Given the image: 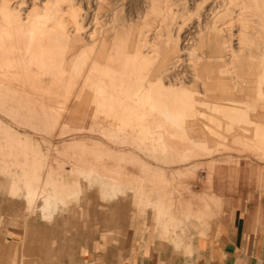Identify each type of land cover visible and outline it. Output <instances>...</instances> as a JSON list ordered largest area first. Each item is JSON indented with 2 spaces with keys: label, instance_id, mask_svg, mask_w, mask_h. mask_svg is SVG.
<instances>
[{
  "label": "rangeland",
  "instance_id": "obj_1",
  "mask_svg": "<svg viewBox=\"0 0 264 264\" xmlns=\"http://www.w3.org/2000/svg\"><path fill=\"white\" fill-rule=\"evenodd\" d=\"M47 1L51 0H0V6L11 9L0 11V264L22 259L2 254V247L20 249L35 231L49 242L53 218L45 220L40 212V222L36 208L32 209L34 196L40 195H52L48 203L57 209H51L53 214L65 212L67 204L78 206L72 223L53 243L55 264H122L120 254L129 247L131 253L150 250L168 253L169 259L185 257L190 264L195 257L206 262V253L221 247L238 215L246 222L247 241L264 247V139L250 142L241 132L264 117L257 119L256 109H250L255 120L241 124L231 117L220 118L219 107L211 109L215 97L218 104L222 98H259L257 81L264 75V0H70L61 2L62 11L56 15L64 27L49 19L54 11L43 10ZM127 37L138 41L141 53L150 52L145 65L135 64L129 54L135 50L127 46ZM101 44L106 47L104 61L96 57ZM21 61L37 64L41 72L25 73L33 67L24 66L14 77L11 70ZM173 91L186 94L183 98L192 95V107L200 117L193 123L200 126L191 125L190 119L184 124L172 122L145 103L141 112L146 119L136 114L142 96H153L155 101L164 97V103L177 106ZM223 102L224 110L230 109L233 116L243 108V104ZM190 110L182 109L179 115ZM211 114L219 117L215 123L220 125L212 126ZM139 122L148 125L149 135L157 138L165 131V140L189 148L176 154L163 152L161 142L139 143L134 134ZM234 131L243 136L241 141L231 135ZM201 138L219 141L205 144V150L200 146L202 152L226 151L227 155L218 152L214 161L189 156V151H199V145L187 142ZM72 158L75 164L68 161ZM245 162L248 171L238 175ZM66 181L73 186L65 191L61 185ZM151 184L171 194L176 207L173 221L165 215L156 218L152 204H145ZM186 208L191 215L186 216ZM105 248L116 249L111 261L99 258Z\"/></svg>",
  "mask_w": 264,
  "mask_h": 264
},
{
  "label": "crops",
  "instance_id": "obj_2",
  "mask_svg": "<svg viewBox=\"0 0 264 264\" xmlns=\"http://www.w3.org/2000/svg\"><path fill=\"white\" fill-rule=\"evenodd\" d=\"M19 72H23V70L21 71L20 69ZM26 72L32 73L33 71L30 72L29 70H27ZM252 119L255 120V118H252ZM162 125H164V123ZM147 127L148 125H146L143 122H139V124L136 125L135 128H138V130H135L134 134L135 133L137 134V135L135 134V136H138L137 141L139 143L152 144V143H159L161 141V144H163V149H162L163 152L168 151L169 149V151H173L176 154H183L185 153V151L181 149L189 148L186 145H184V147L183 146L179 147L175 145V143L173 146L171 144L172 142H169L164 139L163 134L166 133L165 131H163L164 133L161 131L162 132L161 135H158L159 137L157 138L156 136L154 137L153 135H149L150 133ZM131 132L133 133V131ZM171 132L172 131H169V130L167 131V133H171ZM234 133L236 132L234 131ZM220 135H221V132H219L218 136ZM232 136L236 138V141H241V138L243 137L240 135L239 136L232 135ZM191 140H189L187 143L188 144L197 143L199 145V151H189L190 152L189 156L193 158L207 156L209 159L214 161V159H216L215 157L217 156L218 152H221L220 153L221 155H227L226 151L202 152L201 151L202 149L200 146H202L205 150L204 145L210 142V141L208 142L207 139L201 138L198 140H194V139L192 141ZM211 142L215 143L217 141H211ZM175 147H177V149H175ZM247 159H250V158H247ZM71 160H73V158L68 161L72 162V164H75L74 163L75 161L73 162ZM195 161L196 160H194V162H191V164H195ZM204 162H205L204 164H206V160H204ZM76 163H78L82 167V163H79V162H76ZM238 170H239V172L237 173L238 175H240L241 172L244 174V172L248 171L247 164L245 165V167L243 164L241 168H239ZM121 173L126 174V172L123 173L122 170H121ZM67 174L68 173L66 172V175ZM136 174L139 175V173H136ZM248 184L249 186L251 185V183H248ZM256 184H257L256 187L261 186V184L259 183H256ZM61 186H65V191H66V189L69 190L70 188H72L73 185L69 184V182L66 181V184H63ZM160 190L162 189H160L159 184L149 185V187H147V191L152 192V193L146 194L145 204H148V202L152 204V208H153L156 218H159V216L165 215L168 219L173 221L174 214L176 213V209H175L176 207L174 206L171 194L167 192L162 193ZM155 191L157 192L155 193ZM77 208L78 206L72 205L71 203V204H67L65 212L53 214L52 216L53 219L50 221V225H49V229L51 233L49 242L47 241L43 242L42 237L41 238L38 237V235L35 234L36 233L35 231V233L32 234L31 238L27 239L28 240L27 243H25V241L22 243V244L25 243L26 244L25 246L20 247L19 249L15 247L11 248L8 244L4 245L2 247V252H3L2 254H9V255H16L19 257H23L22 259H19L16 262L12 260L10 264H55V260L51 258V255L53 254V252L57 250V246H54L53 243L59 239L60 233L66 228V226L72 223L73 213H75L78 210ZM34 212L38 214L39 221L41 222L42 217H41L40 212L38 210H34ZM190 212H191V209H189L188 211V208H186V216L191 215ZM197 213L199 215H202L201 211ZM235 224L236 226H233L231 228V231L228 233L227 237L224 239L221 247L218 249H214V251L210 254L206 253L207 255H209V257H207L206 259V262H203L201 261V259H197L195 257L192 264H264V247L260 244L254 245L253 243H249L247 241L246 239L247 226H246V222L243 219V217L238 215L236 218ZM203 232H204L203 230H200V233H203ZM127 246L129 247V245ZM115 251L116 249L105 248L104 253L99 252V258H101V260L105 262L111 261L112 258H114V256L117 255ZM122 252L120 254V261L122 264H190V262H188L189 260L186 259L185 257H176L173 259H169L168 253L162 254V253H159V252L157 253V252L150 251V250H135L134 252L131 253L130 247L124 248ZM43 256H44V261H43ZM200 256H202V253ZM1 264H7L6 260H3Z\"/></svg>",
  "mask_w": 264,
  "mask_h": 264
},
{
  "label": "bare ground",
  "instance_id": "obj_3",
  "mask_svg": "<svg viewBox=\"0 0 264 264\" xmlns=\"http://www.w3.org/2000/svg\"><path fill=\"white\" fill-rule=\"evenodd\" d=\"M63 1H70V0H51L50 2L49 1H47L46 3H47V5H44L45 6V8L43 9L44 11H54V13H53V15L52 16H50V18L49 19H52V22L55 20V22H57L56 23V26H61L62 25V21H60V19L59 20H56V18H58V16H56L57 15V12L58 11H62V8H61V6H60V4H61V2H63ZM254 2H257L256 0H253ZM76 2H78V1H76ZM19 3V2H18ZM21 4V3H20ZM6 5V4H5ZM8 6V5H7ZM7 6H5V7H3L2 5L0 6V11H1V8H2V11H11V9H9V8H7ZM69 8H71L72 6H74V5H72L71 3L69 4ZM46 7H48V9L46 8ZM78 8V7H77ZM76 10L77 9H75V8H73L72 9V17H73V20H74V23L76 24V18H75V15H76ZM34 11H39L38 9L37 10H34ZM28 13V12H27ZM36 13V12H35ZM48 14H49V12H47ZM46 14V13H45ZM33 15H34V13H33ZM55 15V16H54ZM66 15H68V14H66ZM1 16V15H0ZM28 16V15H27ZM31 16V15H30ZM24 17H25V14H24ZM44 17V16H43ZM64 18V17H63ZM18 19V18H17ZM25 19V18H24ZM28 19H29V17H28ZM12 20H14V19H12ZM21 21V20H20ZM26 21V20H25ZM27 21H30V19L29 20H27ZM25 22L26 24L28 23V22ZM37 21V20H36ZM64 21H67V20H64ZM253 22V21H252ZM255 22V21H254ZM24 23V21H22V24ZM25 23H24V25H25ZM43 23H45L46 24V22H43ZM42 23V24H43ZM68 23V22H67ZM17 24H20V22L19 23H17ZM69 24V23H68ZM16 25V24H15ZM18 26V25H17ZM23 26V25H22ZM46 26H48V25H46ZM67 26V25H66ZM117 26L118 25H116L115 26V29L113 30V36H115V34H116V31H117ZM50 27V26H49ZM53 27H55V26H53ZM62 27H64L63 25H62ZM23 28V27H22ZM43 28H45V27H43ZM50 29V28H49ZM59 29V28H58ZM216 29V28H215ZM53 30V29H52ZM66 30V29H65ZM77 30V29H76ZM253 30V29H252ZM67 31V30H66ZM121 32H124V31H120V34H121ZM63 34V33H62ZM75 35V34H74ZM76 35H77V33H76ZM126 35V34H125ZM125 35H123V36H125ZM225 35V34H224ZM19 36V35H18ZM21 36V35H20ZM23 37V36H22ZM75 37V36H74ZM77 37V36H76ZM98 38V37H97ZM24 39H27V37L25 38L24 37ZM23 39V40H24ZM251 39V38H250ZM12 40V39H11ZM15 40V39H14ZM13 40V41H14ZM19 40H20V38H19ZM99 40V39H98ZM127 42V46L128 47H130L132 50H135V51H131V53H129V54H131V55H134V61H135V64L136 65H145V59H147V60H149L148 58H151V57H149V55H148V53H150V52H143V53H141L140 51H138V49L140 48L139 47V45H138V41L136 42V41H134L133 39H128V37H127V39H125ZM12 41V42H13ZM28 41V40H27ZM141 42V41H140ZM15 43H16V41H15ZM238 43V42H237ZM260 43H261V41H260ZM12 44V43H11ZM68 44V43H67ZM14 45V44H13ZM83 45V44H82ZM82 45H78V46H76L77 48L79 47H82ZM124 45V44H123ZM39 46V45H38ZM120 46V45H119ZM10 47V46H9ZM96 47V46H95ZM108 48V47H107ZM14 50V49H13ZM104 50V51H103ZM105 50H106V47L103 45V44H101L100 45V49H99V51H98V54L96 55V57L97 56H99V58H100V56H101V60L102 61H104L103 60V57L105 56ZM239 50V49H238ZM237 50V51H238ZM244 50V49H243ZM9 51H10V54H12L13 55V53H11V50L9 49ZM24 51V50H23ZM22 51V52H23ZM15 52V51H14ZM16 52H18V51H16ZM21 52V51H20ZM25 52V51H24ZM23 52V53H24ZM86 52V51H85ZM94 52V51H93ZM28 53V52H27ZM152 53V52H151ZM228 53V52H227ZM87 55H89L88 53H86ZM93 54V53H92ZM92 54H91V56H92ZM126 54H128L127 53V51H126ZM165 54V53H164ZM16 56H17V54H15ZM26 55V54H25ZM30 55V54H29ZM85 55V54H84ZM83 55V56H84ZM168 55V54H167ZM230 55V54H229ZM15 56V57H16ZM123 56V55H122ZM151 56V55H150ZM203 56V55H202ZM31 57H32V55H31ZM87 57V56H86ZM89 57V56H88ZM204 57H208V52L206 51V52H204ZM24 57H22V59H23ZM38 58V57H37ZM36 58V59H37ZM12 59V58H11ZM14 59V58H13ZM91 59V58H90ZM88 60H89V58H88ZM161 62L163 63L165 60H166V55H163V53H162V55H161ZM200 60V59H199ZM198 60V61H199ZM15 61V60H14ZM87 61V60H86ZM108 61V60H107ZM88 62V61H87ZM86 62V63H87ZM129 61H128V59L126 60V63H128ZM204 62V61H203ZM89 63H90V61H89ZM88 63V64H89ZM112 63V62H111ZM230 63V62H229ZM3 64V63H2ZM19 64V63H18ZM117 64V63H116ZM24 66H30V67H33V68H30L31 70H29L30 72H32V71H36V72H38V71H40L41 72V68L40 67H38V65L36 64H30V65H27L24 61L22 62L21 61V63L19 64V65H17V67H16V69H13L12 68V75L15 77V75H18V73H19V71H20V69H22ZM224 66H226V65H224ZM228 66V65H227ZM231 67V66H230ZM136 68H140V67H136ZM143 68H144V70H146L147 69V67L146 66H143ZM1 70V69H0ZM231 70V69H230ZM22 71V70H21ZM229 71V70H228ZM46 72H48V71H46ZM27 73V72H26ZM49 74H51L50 72H48ZM133 74H135V75H139L138 74V72H132ZM2 74V73H1ZM5 74V73H4ZM28 74H30V73H28ZM4 76V75H3ZM170 76V75H169ZM46 77H47V75H46ZM2 78V77H1ZM40 78L41 79H45V76H44V74L43 73H41L40 74ZM48 78V77H47ZM80 78V77H79ZM4 79V78H3ZM151 81V80H150ZM149 81V82H150ZM148 82V83H149ZM150 84V83H149ZM153 84V83H152ZM23 85V84H22ZM233 85V84H232ZM16 87V86H15ZM150 88L151 89H154V87L151 85L150 86ZM164 88V91H168V89L169 88H165V87H163ZM158 89V88H157ZM156 89V90H157ZM126 90V89H125ZM159 90V89H158ZM171 90V89H170ZM173 90H175V89H173ZM249 90V89H248ZM183 91V90H182ZM181 91V92H182ZM156 92H158V91H156ZM160 92H162V91H160ZM171 92H172V90H171ZM173 92H175V91H173ZM256 92H257V95H258V99H255V100H250L249 101V98H248V100H241V99H239V100H228V99H226V100H224L223 98L222 99H219V100H223V101H227L228 103H229V101H230V103L231 102H234V103H236L237 104V106H239L240 104L242 105L243 104V108H241V109H239V111L237 110V112H240V114L238 115V113H237V115H234L233 116V114L231 113V111H230V109H228L227 107L228 106H226V111L224 110L225 109V107H224V105H221V104H225L226 105V102H221V103H219L218 104V102H216L214 99L216 98H213V99H211V103H212V108L211 109H214L213 107H219V108H217L218 109V111L220 112V118H222V119H225V116H227V117H231L230 119L231 120H238L241 124H243V122H246V124H248V125H250V123H253L252 122V116H250V114H249V112H251L250 111V109H252L253 111L255 110L256 112H254V114H255V116L257 117V119H259L260 120V118H263L264 117V75H263V72H262V74H260L259 75V77H258V81H257V87H256ZM122 93V92H121ZM159 93V92H158ZM177 92H175V94H174V96H175V100L177 101V103H176V105L177 106H170L167 102L166 103H164L163 102V98L165 97V96H168V94L166 93V92H162V94L164 95V97H162L161 98V100H159V101H155L154 99H152V97L150 96V98L148 97V96H142V99H143V101L144 102H137V104H138V106H137V108H140V109H138L137 110V115L141 118V119H143V120H145L146 119V114H142V112H141V108H144V104L143 103H145V104H148L149 106H150V109L153 107V108H158V112L157 113H160L159 115H161L163 118H166V119H168V120H170V121H175L176 123H178V124H184V120H188V119H190V120H192V122H191V125H195V126H200V125H198V124H195V123H193V119H195V120H197V121H199L198 119H200V117H199V115H197V113H199V112H197V110H196V108H194V107H192V101H194V99H193V97H191V96H189L190 98H188V97H184L183 98V96H187L186 94H184L183 96H182V94H181V96H179V94H176ZM160 94V93H159ZM236 94V93H235ZM242 95V94H241ZM70 96V95H69ZM121 96V95H120ZM124 96V95H123ZM179 96V98L177 99V97ZM243 96V98H244V95H242ZM247 97H248V95H246ZM154 98V97H153ZM70 99V98H69ZM116 99V98H115ZM119 99H120V97H119ZM71 100V99H70ZM141 100V99H140ZM214 100V101H213ZM67 101V100H66ZM82 101V100H81ZM123 101V100H122ZM138 101V100H137ZM182 101H184V106H183V102ZM113 102V101H112ZM116 103H117V101H116ZM128 103V102H127ZM86 104V103H85ZM97 104V103H96ZM118 104H119V101H118ZM157 104H159V105H162L161 107H157L156 105ZM239 104V105H238ZM100 105V104H99ZM200 105V104H199ZM211 105V104H210ZM102 106H104L103 104H102ZM114 106V105H113ZM119 106V105H118ZM124 106V105H123ZM128 106V105H127ZM179 106V107H178ZM201 106V105H200ZM232 106H233V104H232ZM182 107V108H181ZM74 108V107H73ZM80 108V107H79ZM125 108V107H124ZM160 108H162V110H160ZM181 108V109H180ZM65 109V108H64ZM121 109L124 111V109L121 107ZM130 109V108H129ZM182 109H192V110H190L189 111V113H186L185 111V113L184 114H182V115H179L180 113H179V111L180 110H182ZM87 110V109H86ZM97 110V109H96ZM107 110V109H106ZM126 110V109H125ZM102 111V110H101ZM144 111V110H143ZM181 112H183V111H181ZM85 113V112H84ZM156 113V114H157ZM234 113V112H233ZM88 114V113H87ZM151 114V113H150ZM155 114V115H156ZM89 115V117H90V114H88ZM132 115V114H131ZM61 116H63V115H61ZM93 116V115H92ZM98 116V115H97ZM96 116V117H97ZM106 116V115H105ZM137 116V117H138ZM153 116V115H152ZM236 116V118H240L241 119V121L239 120V119H234V117ZM108 117H110V116H108ZM111 117H113V116H111ZM144 117V118H143ZM211 117H212V119L214 120L213 122H212V126H214V125H220V124H218V123H215L218 119H219V117H216L214 114H211ZM148 118V117H147ZM254 118V117H253ZM118 119V118H117ZM136 119V118H135ZM202 119V118H201ZM101 120V119H100ZM179 120H181V122H178ZM229 121V124H232V121ZM112 121V120H111ZM117 121V120H116ZM140 121V120H139ZM152 121V124H154V125H158L159 123H157V122H155V120H151ZM243 121V122H242ZM1 122V121H0ZM218 122V121H217ZM238 122V123H239ZM92 123V122H91ZM100 123V122H99ZM103 123V122H102ZM109 123V122H108ZM129 123H131V122H129ZM134 123V122H133ZM227 123V122H226ZM128 124V123H127ZM141 124V123H140ZM254 124H256V123H254ZM224 124H222L220 127H222ZM108 126V125H107ZM112 126H113V124H112ZM119 126V125H118ZM135 126V125H134ZM109 127V126H108ZM126 127H127V125H126ZM129 127V126H128ZM133 127V126H132ZM134 128V127H133ZM146 128V127H145ZM129 130V129H128ZM132 130V129H131ZM137 130H138V128H137ZM232 130V129H231ZM83 131V130H82ZM111 131V130H110ZM2 132V131H1ZM80 132H81V130H80ZM112 132V131H111ZM158 132V131H157ZM209 132L210 133H212L213 132V130H209ZM243 134H244V136H247L248 138H249V141L251 142L252 140H254L255 142H257V140H261V139H264V121H262V122H258V124L255 126V127H253L252 129H242V131H241ZM4 133V132H3ZM164 133V132H163ZM214 133H216V135H218L219 134V132H217V131H214ZM232 133V135H234V136H239L237 133H234V132H231ZM74 134H75V132H74ZM79 134V133H78ZM77 134V135H78ZM81 134V133H80ZM136 134V133H135ZM242 134V135H243ZM88 135V134H87ZM126 136H127V134H125ZM137 135V134H136ZM164 135V134H163ZM202 135V134H201ZM83 137L85 136V135H82ZM90 136V135H89ZM92 136V135H91ZM7 137V136H6ZM136 137H138V136H136ZM110 138V137H109ZM86 139H88V138H86ZM93 140V139H92ZM159 141V140H158ZM192 141V140H191ZM102 142V141H101ZM161 142V141H160ZM107 143V142H106ZM201 143V142H200ZM161 144V143H160ZM104 145V144H103ZM107 145V144H106ZM166 145V144H165ZM172 145L174 146V143H172ZM176 145V144H175ZM248 145V144H247ZM91 146V145H90ZM98 146V145H97ZM5 147V146H4ZM22 147V146H21ZM166 147V146H165ZM164 147V148H165ZM112 148V147H111ZM264 148V147H263ZM13 149V148H12ZM121 149H123V148H121ZM125 149V148H124ZM162 149H163V146H162ZM175 149H177V147H175ZM110 150V149H109ZM117 150V149H116ZM169 150V149H168ZM15 151V150H14ZM24 151V150H23ZM25 158V157H24ZM27 158V157H26ZM182 158H185V157H182ZM26 160H28V159H26ZM185 161V160H184ZM25 162V161H24ZM25 166H27V165H25ZM27 167H29V166H27ZM32 168H33V166L31 165V170H32ZM26 169V168H25ZM27 170H29V168L27 169ZM26 170V171H27ZM30 172V171H29ZM49 173V172H48ZM33 174V173H32ZM31 174V175H32ZM33 176V175H32ZM34 177H36V176H34ZM27 178V177H26ZM32 178V177H31ZM87 180V179H86ZM31 181V180H30ZM93 182V181H92ZM96 182V181H95ZM12 185V184H11ZM25 186V185H24ZM100 186V185H99ZM116 186V185H115ZM102 187V186H101ZM106 187V186H105ZM112 187H114V186H112ZM111 186H110V188H112ZM31 189H33V188H31ZM31 189H28L29 191V194H30V190ZM36 189V188H35ZM48 189V188H47ZM26 190V189H25ZM27 191V190H26ZM47 191V190H46ZM28 192H26L27 194H28ZM32 192V194H34V193H36V192H34L33 193V191H31ZM44 192H45V190H44ZM42 194H44V193H42ZM46 194V193H45ZM31 195V194H30ZM54 195V194H53ZM52 195H50V196H42V195H40L39 197H36V196H34L35 197V199H34V201L32 202V209H34V208H36V210H38L39 212H41V214H42V217H43V219H45V220H50V219H52V216H53V213L54 212H57V209H55L54 210V208H56V207H50V206H52V205H54V204H49L48 203V200H49V198L51 197ZM26 197H27V195H26ZM29 197V196H28ZM55 197H56V195H55ZM52 198V197H51ZM54 198V197H53ZM54 200H55V198H54ZM29 201V200H28ZM31 202V201H30ZM50 202V201H49ZM52 202V201H51ZM53 203H54V201H53ZM29 204V203H28ZM56 204V203H55ZM55 206V205H54ZM58 206V205H57ZM51 209H53L54 210V212L53 213H51ZM62 209V208H61ZM59 210V209H58ZM60 213H62L61 211H59ZM58 214V213H57Z\"/></svg>",
  "mask_w": 264,
  "mask_h": 264
}]
</instances>
